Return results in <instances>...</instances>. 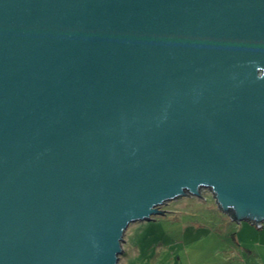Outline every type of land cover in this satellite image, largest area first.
<instances>
[{
    "label": "water",
    "instance_id": "water-1",
    "mask_svg": "<svg viewBox=\"0 0 264 264\" xmlns=\"http://www.w3.org/2000/svg\"><path fill=\"white\" fill-rule=\"evenodd\" d=\"M202 187L264 221V0H0V264H117Z\"/></svg>",
    "mask_w": 264,
    "mask_h": 264
},
{
    "label": "rangeland",
    "instance_id": "rangeland-1",
    "mask_svg": "<svg viewBox=\"0 0 264 264\" xmlns=\"http://www.w3.org/2000/svg\"><path fill=\"white\" fill-rule=\"evenodd\" d=\"M160 208L128 225L117 264H264V221L258 227L231 219L208 188Z\"/></svg>",
    "mask_w": 264,
    "mask_h": 264
},
{
    "label": "built area",
    "instance_id": "built-area-1",
    "mask_svg": "<svg viewBox=\"0 0 264 264\" xmlns=\"http://www.w3.org/2000/svg\"><path fill=\"white\" fill-rule=\"evenodd\" d=\"M260 225H258V227H259Z\"/></svg>",
    "mask_w": 264,
    "mask_h": 264
},
{
    "label": "bare ground",
    "instance_id": "bare-ground-1",
    "mask_svg": "<svg viewBox=\"0 0 264 264\" xmlns=\"http://www.w3.org/2000/svg\"><path fill=\"white\" fill-rule=\"evenodd\" d=\"M261 226V225H260Z\"/></svg>",
    "mask_w": 264,
    "mask_h": 264
}]
</instances>
